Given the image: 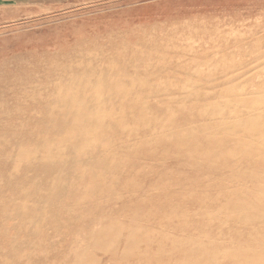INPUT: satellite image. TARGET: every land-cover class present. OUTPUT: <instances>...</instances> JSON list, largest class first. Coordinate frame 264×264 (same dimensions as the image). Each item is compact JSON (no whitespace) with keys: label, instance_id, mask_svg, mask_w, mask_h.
<instances>
[{"label":"rangeland","instance_id":"1","mask_svg":"<svg viewBox=\"0 0 264 264\" xmlns=\"http://www.w3.org/2000/svg\"><path fill=\"white\" fill-rule=\"evenodd\" d=\"M75 1L0 21V264L264 254V0Z\"/></svg>","mask_w":264,"mask_h":264},{"label":"bare ground","instance_id":"2","mask_svg":"<svg viewBox=\"0 0 264 264\" xmlns=\"http://www.w3.org/2000/svg\"><path fill=\"white\" fill-rule=\"evenodd\" d=\"M89 80V79H87ZM86 90L89 92L86 94V96H82V97H78L77 102H79L81 105V109L80 111H82L84 107H87V101L92 100V99H99V101H101L100 104H103L104 100H105V96L103 94V92L105 91L101 81H97V83H92L91 81H86V86H85ZM113 89L115 88H110V91H113ZM96 109H92L90 113L86 114H79L74 116L73 118L71 117H67L66 119V142H72V141H76L77 139H82L85 140L84 145L88 144L93 138H92V134L93 132H96V128L95 126H92V123H90L92 120H94V118L96 119V117H98L100 115V108L95 107ZM37 121V120H36ZM89 128H88V127ZM98 129V128H97ZM236 141V139H235ZM261 141H263V137H261ZM57 145L58 148H61L63 146H65L63 143H58ZM254 147V146H252ZM58 152H60L58 150ZM26 158V157H24ZM43 159V164H45L46 167L48 168H53V167H59L60 169L62 167V174H60V176H58L55 179L54 185H53V189L54 190H59V188L65 183V181H67L68 179V173L66 170V163L65 160L62 159L61 156V152L57 153L55 156L51 155V151L46 150L45 154L42 156ZM24 160V159H23ZM27 161H31V158ZM51 201V199H50ZM20 209H26L25 207H22ZM27 217H30L27 216ZM33 217L27 218L28 220V224L32 225V223H34ZM198 239V238H197ZM254 253L253 256H249L246 252L242 251V250H224L221 251L220 256H222L223 258L232 261L235 264H264V254L260 251V250H254L252 251ZM239 253V254H238Z\"/></svg>","mask_w":264,"mask_h":264},{"label":"crops","instance_id":"3","mask_svg":"<svg viewBox=\"0 0 264 264\" xmlns=\"http://www.w3.org/2000/svg\"><path fill=\"white\" fill-rule=\"evenodd\" d=\"M75 0H0V21L21 20L36 11H52Z\"/></svg>","mask_w":264,"mask_h":264}]
</instances>
